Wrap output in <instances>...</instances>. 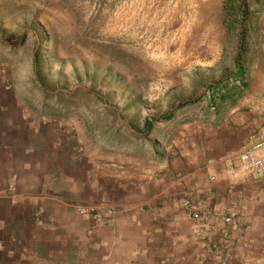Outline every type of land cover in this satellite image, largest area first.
<instances>
[{
	"label": "rangeland",
	"instance_id": "obj_1",
	"mask_svg": "<svg viewBox=\"0 0 264 264\" xmlns=\"http://www.w3.org/2000/svg\"><path fill=\"white\" fill-rule=\"evenodd\" d=\"M0 85L74 165L124 183L176 150L186 122L264 117V0H0ZM234 264H264V237Z\"/></svg>",
	"mask_w": 264,
	"mask_h": 264
},
{
	"label": "crops",
	"instance_id": "obj_2",
	"mask_svg": "<svg viewBox=\"0 0 264 264\" xmlns=\"http://www.w3.org/2000/svg\"><path fill=\"white\" fill-rule=\"evenodd\" d=\"M8 93L0 85V264H234L264 237V177L236 168L264 134L252 109L186 122L176 150L109 184Z\"/></svg>",
	"mask_w": 264,
	"mask_h": 264
},
{
	"label": "built area",
	"instance_id": "obj_3",
	"mask_svg": "<svg viewBox=\"0 0 264 264\" xmlns=\"http://www.w3.org/2000/svg\"><path fill=\"white\" fill-rule=\"evenodd\" d=\"M236 168L255 178L264 177L263 133H257L249 138L248 144L237 155ZM184 205L188 211H192L190 200H185Z\"/></svg>",
	"mask_w": 264,
	"mask_h": 264
},
{
	"label": "trees",
	"instance_id": "obj_4",
	"mask_svg": "<svg viewBox=\"0 0 264 264\" xmlns=\"http://www.w3.org/2000/svg\"><path fill=\"white\" fill-rule=\"evenodd\" d=\"M242 37L240 38V42H239V46H238V49L235 53V57H234V61H235V65H236V70L234 72V80L235 82L237 83H240V80H242V75L244 73V68H243V65H242ZM194 102L193 100H183V101H180L178 104H177V108H180V107H183L187 104H190ZM171 117L170 113H167L165 115H161V116H158V117H153V120L155 121H160V120H168L169 118ZM152 126V121H150L149 118H146L145 121H144V127L147 131L150 130Z\"/></svg>",
	"mask_w": 264,
	"mask_h": 264
}]
</instances>
